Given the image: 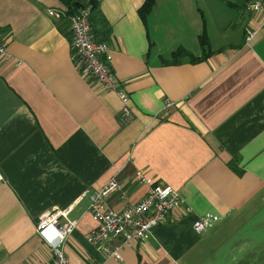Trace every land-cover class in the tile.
I'll use <instances>...</instances> for the list:
<instances>
[{"label":"crops","instance_id":"crops-1","mask_svg":"<svg viewBox=\"0 0 264 264\" xmlns=\"http://www.w3.org/2000/svg\"><path fill=\"white\" fill-rule=\"evenodd\" d=\"M143 1L99 0L92 17L130 95L124 124L116 91L72 59L66 4L0 0V264H49L57 228L35 225L67 208L78 219L64 247L71 264H264V16L245 0H156L145 22ZM179 46L189 54L173 63ZM112 177L131 203L153 180L184 197L119 259L88 236L98 224L89 195ZM119 193L107 196L113 210L129 203ZM206 213L217 219L196 231Z\"/></svg>","mask_w":264,"mask_h":264},{"label":"built area","instance_id":"built-area-1","mask_svg":"<svg viewBox=\"0 0 264 264\" xmlns=\"http://www.w3.org/2000/svg\"><path fill=\"white\" fill-rule=\"evenodd\" d=\"M245 8L249 12H261L264 16V0H245ZM92 8L90 4H85L82 8L69 18L71 22V47H73L72 59L79 66L80 72L87 77L89 81L94 82L101 90L116 91V94L122 100V109L119 112V120L128 122L134 116L130 108V95L120 86L118 78L112 71L108 58L109 46L107 41L100 40L93 32V23L91 21ZM50 14H56L55 9H48ZM258 29L251 30L245 39L247 43L256 35ZM7 51L4 50V44L0 41V57H5ZM169 97L165 98L163 110H168L173 104ZM136 178L139 182L145 181L146 176L142 170H136ZM120 192V196L129 202L127 190L119 179L111 178L101 188L95 189L90 198L89 210L96 218L97 226L88 234L90 242L99 250H102L106 256H113L119 259L121 256L120 247L124 244L130 245L133 242H143L147 239L148 233L156 225L164 222L173 211L180 208L184 197L175 187L162 180H153L149 184L147 192L141 201L135 203L129 202L127 206L113 210L108 205L107 196L112 192ZM66 211L44 212L36 223L38 234L49 224L55 225L57 233L54 242L47 241L52 258L49 264H71L64 247L67 244L68 236L77 226L76 218L68 216ZM63 214L66 221L60 222V216ZM215 215L206 213L195 218L194 229L200 231L209 226ZM95 264H103L97 262Z\"/></svg>","mask_w":264,"mask_h":264},{"label":"trees","instance_id":"trees-1","mask_svg":"<svg viewBox=\"0 0 264 264\" xmlns=\"http://www.w3.org/2000/svg\"><path fill=\"white\" fill-rule=\"evenodd\" d=\"M66 6L67 9L69 10V14H73L75 12H77L79 10V8L83 7L85 4H90V8H92V16H91V21H92V17H93V12H95L96 10V6L97 4H99V0H88L87 2H83L81 3V0H62ZM156 0H144L143 3L140 4L139 7V13L141 14V18L147 22V15H149L151 13V11L154 9V4H155ZM93 23V21H92ZM205 23L203 26V31L202 33L199 35V42H201V45L207 49L209 48L210 44L208 41V35H207V30L205 29ZM93 32L95 33L96 37L100 40H105L108 42L107 37H102L99 33H97V31H95L94 26H93ZM72 36V34H71ZM186 54H189L187 50L184 49L183 46H179L175 51L172 52L171 56H172V62H180V59L182 56H186ZM191 59L192 60H199V58H197V56L191 55Z\"/></svg>","mask_w":264,"mask_h":264},{"label":"rangeland","instance_id":"rangeland-1","mask_svg":"<svg viewBox=\"0 0 264 264\" xmlns=\"http://www.w3.org/2000/svg\"><path fill=\"white\" fill-rule=\"evenodd\" d=\"M205 18V17H204ZM206 20V19H205ZM207 23V22H206ZM207 25V24H206ZM208 33V32H207Z\"/></svg>","mask_w":264,"mask_h":264}]
</instances>
